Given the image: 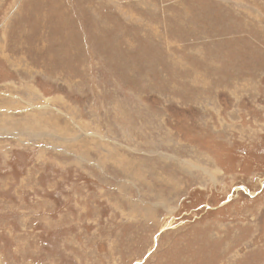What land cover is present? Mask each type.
Here are the masks:
<instances>
[{
    "label": "rangeland",
    "instance_id": "rangeland-1",
    "mask_svg": "<svg viewBox=\"0 0 264 264\" xmlns=\"http://www.w3.org/2000/svg\"><path fill=\"white\" fill-rule=\"evenodd\" d=\"M0 264H264V0H0Z\"/></svg>",
    "mask_w": 264,
    "mask_h": 264
}]
</instances>
